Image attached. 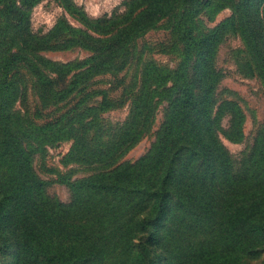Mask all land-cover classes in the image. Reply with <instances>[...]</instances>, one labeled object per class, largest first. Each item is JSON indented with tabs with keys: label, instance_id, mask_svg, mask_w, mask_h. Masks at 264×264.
<instances>
[{
	"label": "trees",
	"instance_id": "obj_1",
	"mask_svg": "<svg viewBox=\"0 0 264 264\" xmlns=\"http://www.w3.org/2000/svg\"><path fill=\"white\" fill-rule=\"evenodd\" d=\"M40 1L0 0V252L9 251V264H238L244 255L264 252V121L234 159L220 135L241 142L245 114L238 101L220 98L224 72L215 63L219 44L238 36L241 46L230 55L235 72L264 88V0H126L123 12L93 20L71 0H55L102 39L64 17L36 39L29 17ZM224 7L231 15L207 27L203 16L209 22ZM166 17L176 66L154 60L133 66L135 41ZM41 46L80 47L93 55L56 62L39 54ZM126 67L138 73L136 93L124 96L122 88L121 96L108 98ZM105 73L115 76L110 87L88 90L90 80ZM27 80L41 103L71 94L102 99L79 115L72 110L39 124L14 109ZM127 97L124 125L102 127L97 114ZM162 102L149 149L117 164ZM86 112L91 122H83ZM74 123L72 158L95 171L59 179L70 191L65 204L45 196L31 162L44 145L68 137Z\"/></svg>",
	"mask_w": 264,
	"mask_h": 264
},
{
	"label": "rangeland",
	"instance_id": "obj_2",
	"mask_svg": "<svg viewBox=\"0 0 264 264\" xmlns=\"http://www.w3.org/2000/svg\"><path fill=\"white\" fill-rule=\"evenodd\" d=\"M72 3L80 8L87 18L93 20L100 17H111L113 13H121L125 8L126 0H71ZM232 11L229 7H224L218 11L213 20L207 21L203 16L204 23L207 27H213L222 20L228 18ZM64 17L69 24L76 28L86 30L91 36L102 39V34L96 33L85 28L77 19L71 16L65 9L60 6L55 0H42L37 3L30 12L29 31L35 35L36 39H42V36L47 34L57 23V20ZM172 20L164 18L158 24L146 32L142 37L138 38L134 43L132 51L131 63L138 69L147 60H154L157 63L171 69L178 62L177 53L171 48L173 39L171 37ZM241 46V41L238 36L227 35L221 44L218 46L215 63L218 68L224 72V77L218 87V94L221 99L236 100L242 107L245 114L244 122V139L241 142H232L220 135V138L231 153L234 159H239L243 151L251 145L256 129L259 123L264 121V88L261 81L255 77L245 78L239 76L235 72V66L232 62L231 51ZM45 48V49H44ZM39 52L44 58L56 62H68L73 60H83L93 55L92 52L74 47L70 49H55L42 47ZM126 71L119 72L117 85L106 91L108 98H117L121 96L122 88L127 92L124 96H131V92L136 93L139 76L133 72L132 68ZM23 73L25 72L24 69ZM51 77H55L52 74ZM25 79V78H23ZM55 79V78H53ZM115 76L111 73L98 74L94 76L90 82L88 90H104L110 87L108 81H114ZM59 80H56L54 84ZM63 81V78L61 79ZM118 86V87H117ZM20 98L14 103V109L21 113L29 114L33 121L43 124L50 121L60 119L63 115L74 111L75 115L85 112L86 107L96 106L102 99V94H94L87 100H82V94H71L65 100H54L41 103L38 97L37 90L32 86V82L27 80L26 87L23 86L19 91ZM130 98L127 97L123 104L104 110L97 114V117L102 125L106 123L122 127L129 113ZM166 102L158 104L155 109L152 122L146 133L135 142L128 150L122 153L121 159L117 164L139 158L149 149L151 142L154 139V134L163 118V108ZM92 115L85 113L83 118L84 123L91 122ZM228 118L225 117L222 121L223 127H226ZM79 126V125H78ZM74 123L71 129L72 133L64 139L55 141L51 144L44 145V150L35 152L32 156L31 166L34 173L41 182H45V196L62 203L70 202V191L60 178L68 176L69 179L75 180L91 175L95 170L89 167V163L77 161L72 158V151L75 148L74 128L78 127ZM108 130V128H107ZM264 252L261 251L257 256L244 255L238 264H261ZM9 251L0 252V264H9Z\"/></svg>",
	"mask_w": 264,
	"mask_h": 264
}]
</instances>
